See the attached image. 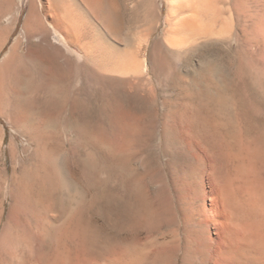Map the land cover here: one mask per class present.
Wrapping results in <instances>:
<instances>
[{
  "label": "rangeland",
  "instance_id": "obj_1",
  "mask_svg": "<svg viewBox=\"0 0 264 264\" xmlns=\"http://www.w3.org/2000/svg\"><path fill=\"white\" fill-rule=\"evenodd\" d=\"M118 1L125 35L141 43L138 69L106 67L112 59L96 57L95 32L79 41L93 51L86 56L52 28L45 0H34L49 30L30 38L18 78L3 60L22 34L29 0H0V34L8 15L16 16L0 52V167L11 173V148L26 169L36 164L40 144L57 150L66 174L89 198L111 200L122 240L157 262L164 256L172 262L178 251L176 264H201L187 243L191 223L175 192L193 167L183 129L264 148V0ZM78 125L104 146L80 137ZM37 131L44 134L40 142Z\"/></svg>",
  "mask_w": 264,
  "mask_h": 264
},
{
  "label": "bare ground",
  "instance_id": "obj_2",
  "mask_svg": "<svg viewBox=\"0 0 264 264\" xmlns=\"http://www.w3.org/2000/svg\"><path fill=\"white\" fill-rule=\"evenodd\" d=\"M43 7L55 32L77 45L86 56L93 51L79 41L95 32L100 37L94 50L96 57L104 53L112 59L106 67L131 72L138 69L136 58L142 50L141 43L133 35H125L118 0H45ZM8 16V25L0 34V52L16 21L14 13ZM83 17L87 23L81 21ZM48 30L34 0H29L22 34L3 60L9 75L22 76L21 67L31 53L30 38L45 35ZM54 39L59 42V37ZM166 43L175 45L169 38ZM24 114L17 118L25 130ZM80 126H75L80 137L84 135L85 141L88 139L96 147L104 146L102 139L90 136ZM183 131V150L193 167L175 192L191 223L187 243L202 256L201 264H264V148L249 147L243 142L235 147L232 141L228 144L222 139L212 141L210 135L195 132L189 125ZM43 135L37 131L34 136L40 142ZM58 152L40 144L36 164L26 169L11 148V173L0 167V264L177 263L178 251L172 262L170 256L157 262L145 248L122 240L119 217L111 200L89 198L88 189L66 174ZM110 152L113 157L119 155ZM179 247L180 243L177 250Z\"/></svg>",
  "mask_w": 264,
  "mask_h": 264
}]
</instances>
